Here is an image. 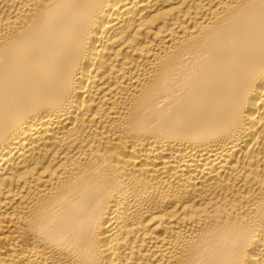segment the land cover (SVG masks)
Returning <instances> with one entry per match:
<instances>
[{
	"label": "bare ground",
	"instance_id": "obj_1",
	"mask_svg": "<svg viewBox=\"0 0 264 264\" xmlns=\"http://www.w3.org/2000/svg\"><path fill=\"white\" fill-rule=\"evenodd\" d=\"M0 264H264V0H0Z\"/></svg>",
	"mask_w": 264,
	"mask_h": 264
}]
</instances>
